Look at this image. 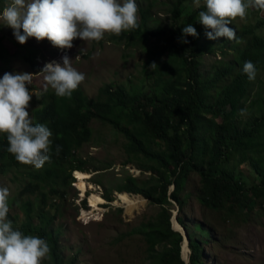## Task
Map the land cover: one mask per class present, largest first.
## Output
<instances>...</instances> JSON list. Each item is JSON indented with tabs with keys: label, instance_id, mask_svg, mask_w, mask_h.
I'll use <instances>...</instances> for the list:
<instances>
[{
	"label": "trees",
	"instance_id": "16d2710c",
	"mask_svg": "<svg viewBox=\"0 0 264 264\" xmlns=\"http://www.w3.org/2000/svg\"><path fill=\"white\" fill-rule=\"evenodd\" d=\"M191 1L195 0L171 3L169 29L147 26L148 9H140L138 28L110 38L111 42L126 48L149 49L145 67L153 62L157 65L153 68L156 77L149 91L106 84L96 99L88 98L79 88L70 98L45 91L39 107L33 111V124L46 125L53 134L50 161L44 166L50 164L45 173L59 186L51 188L50 193L61 201L65 196L63 187L73 181L71 171H86L85 161L74 156L90 140L91 121L110 126L125 139L127 161L151 164L156 172L153 185L142 186L128 175L114 188L118 194L141 197L159 205L158 214L138 228L147 245V264H185L181 258L183 236L171 226V214L165 207L170 204L168 199L176 205V222L188 237V264H207L204 247L212 228L198 224L189 229L182 217L188 198L183 190L191 175L199 177L197 202L219 213L222 219L232 221L236 216L247 214L256 202L264 204V96L261 90L251 101L254 109L249 117L239 121L240 110L254 82L248 80L243 65L251 61L256 66V76L264 71V37L256 33L264 21L257 20L255 26H242L237 38L244 46L236 50L234 64H221L210 79H203L199 71L203 48L198 38L187 36L184 38L189 43L179 42L184 27L192 25L197 31L201 25L199 12L206 11L205 6L185 14L183 10ZM249 9L251 14L259 11ZM150 39L156 44L147 46ZM15 56L7 52L0 37V61L6 69ZM35 56L28 54L22 58L35 68ZM154 144L156 148L152 147ZM57 145L61 148L58 154ZM8 147L6 134L0 135V176L9 173L17 162L7 151ZM242 164H249L258 182L248 187L237 172ZM29 175L37 178L36 173ZM170 186L172 190L168 194ZM35 189L28 183L21 192L34 193ZM103 199L114 201L111 193L103 194ZM39 202L35 211L30 200L23 203L24 221L19 230L47 241L51 264H75L76 257L65 261L62 256L60 231L53 230V216L44 209L47 205L44 193L39 195ZM59 208L58 204L56 213ZM35 218L39 219L38 224L34 223Z\"/></svg>",
	"mask_w": 264,
	"mask_h": 264
},
{
	"label": "rangeland",
	"instance_id": "374dc122",
	"mask_svg": "<svg viewBox=\"0 0 264 264\" xmlns=\"http://www.w3.org/2000/svg\"><path fill=\"white\" fill-rule=\"evenodd\" d=\"M173 1L135 0L139 21L140 9H148L150 17L147 26L169 29L171 26L169 10ZM11 2L12 0H0V7L5 8ZM119 2L123 3V0ZM205 6L204 0H200L199 6L195 1H191L187 3L183 12L187 14ZM1 8L0 16L3 12ZM257 20L264 21V11L259 10L258 13L251 14L249 9L245 20L237 18L230 27L235 29L238 37L242 32V26L247 24L255 26ZM20 31L23 35V29ZM196 32L198 34L196 37L203 48V54L199 60V71L203 79H210L221 64H234L236 50L244 46L243 41L236 43L226 38L209 40L202 24ZM256 33L264 37V25L256 29ZM112 36V34H105L99 42L83 41L77 38L73 41L71 49H59L48 40L38 42L35 38H29L25 44L21 45L13 35V29L0 20L2 45L10 55L16 54L10 60L7 69L0 61V78L5 73L33 74L32 83L27 85L32 95L28 109L31 119H33L34 109L39 107L41 94L45 91H54L50 86L45 87L46 82L39 72L47 62L55 61L62 66V57L65 55L72 60V66L85 75V80L78 88L88 98H98L100 88L106 84L123 85L126 90L135 87L149 91L156 77L153 68L145 67L149 49L126 48L122 44L111 42ZM154 44L156 43L153 39L147 42V46ZM28 54H36L35 68L23 61L22 57ZM260 90L261 95L264 96V71L256 76L251 86L248 100L243 106L247 113L240 115V122L249 117L254 109L251 101L257 98L256 95ZM90 128V140L78 149L74 156L85 161L86 171L81 172L84 178L78 181L74 178V171H71L70 175L74 183L63 187L65 191L63 201L50 193L51 188L59 187L53 184L45 173V169L50 164L41 169H35L33 166L23 165L17 161L15 162L17 166L14 163L9 173L0 176V186H7L10 190L8 219L12 222L14 230H19L24 221L23 203L30 200L34 204L35 211L40 204L39 195L44 193L47 196V205L44 209L53 216V230L60 231L58 241L65 261L76 257L75 264H147V245L141 233L138 232V228L139 225L158 214L159 205L141 197L130 196L132 199L139 198L144 202L129 213L114 188L122 184L128 175L137 179L142 186L153 185L156 172L150 167V163H142L140 160L127 161L124 151L126 141L110 126L99 121H91ZM152 147L156 148V145ZM30 172L36 173L37 178L30 176ZM237 172L243 177L248 187L258 182L249 164L240 165L237 167ZM28 183H32L36 188L34 193L21 192ZM171 190L170 186L168 194ZM198 190L199 177L191 175L183 190V194L188 195V198L182 217L189 229H194L198 224L212 228L207 245L204 247L205 262L207 264H264V204L256 202V206L247 214L236 216L232 221H228L222 219L219 213L200 206L196 200ZM106 193H111L113 202L103 199V194ZM84 194L85 200L82 201ZM89 197L102 198V201L94 208L89 203ZM168 201L170 204L165 207L171 214V226L173 224L172 227L183 233V229L173 218L177 207L170 199ZM58 204L60 208L56 213L55 207ZM85 211L88 213L81 219V213ZM34 223L38 224L39 219L35 218ZM159 249L157 247V250ZM189 253L187 242L184 241L182 256L186 259L185 262L188 260ZM42 264H51V262L47 258Z\"/></svg>",
	"mask_w": 264,
	"mask_h": 264
},
{
	"label": "clouds",
	"instance_id": "9594fccd",
	"mask_svg": "<svg viewBox=\"0 0 264 264\" xmlns=\"http://www.w3.org/2000/svg\"><path fill=\"white\" fill-rule=\"evenodd\" d=\"M195 3L199 6L200 0ZM204 4L206 11L199 12V22L209 40L226 38L241 43L235 29L230 27L232 22L237 18L245 20L249 8L264 11V0H204ZM0 20L13 29L21 45L35 38L38 42L48 40L59 49H71L77 38L99 42L105 34L119 36L139 27L135 0H123V3L119 0H12L3 9ZM197 35L196 29L188 25L182 29L179 42L187 44L189 41L184 37ZM62 60V66L52 61L39 73L46 88L50 86L57 96L70 98L85 75L72 66L67 55ZM156 66L155 62L149 65ZM243 72L249 81L256 79L257 69L251 61L244 63ZM32 79L33 74L27 72L5 73L0 78V134H6L7 151L19 163L41 169L50 161L53 134L46 125H34L30 117L32 95L27 85ZM246 113V109L240 110V115ZM60 150L57 145V154ZM9 197V188L0 186V264H42L49 257L50 247L45 239L14 230L8 219ZM81 200H85V194Z\"/></svg>",
	"mask_w": 264,
	"mask_h": 264
},
{
	"label": "bare ground",
	"instance_id": "6f19581e",
	"mask_svg": "<svg viewBox=\"0 0 264 264\" xmlns=\"http://www.w3.org/2000/svg\"><path fill=\"white\" fill-rule=\"evenodd\" d=\"M49 63V62H47ZM74 178L78 179V181L83 180L84 175L80 172V171H74L73 173ZM121 199L123 200V205H125V207L127 208L128 212H132L134 211L136 208H138L139 204H142L144 201L142 199L136 198V199H132L130 196H128L125 193H120L119 194ZM102 201V198H97V197H89V203L91 204V206H93L94 208L97 207L98 203ZM102 203V202H101ZM88 212L85 211L81 213V219H83V217L87 214ZM93 215V214H92Z\"/></svg>",
	"mask_w": 264,
	"mask_h": 264
},
{
	"label": "water",
	"instance_id": "95a60500",
	"mask_svg": "<svg viewBox=\"0 0 264 264\" xmlns=\"http://www.w3.org/2000/svg\"><path fill=\"white\" fill-rule=\"evenodd\" d=\"M173 218H174V220L176 221V213H174V216H173ZM171 223H172V221H171ZM173 228V227H172ZM174 229V228H173ZM175 231H177V232H179L182 236H183V242H184V240L188 243V237H187V234H186V232H185V230L183 229V233L182 232H180V231H178V230H176V229H174ZM183 244V243H182ZM181 258H182V260H184V262H185V260L186 259H183V257H182V247H181ZM185 264H188V260H187V262H185Z\"/></svg>",
	"mask_w": 264,
	"mask_h": 264
}]
</instances>
